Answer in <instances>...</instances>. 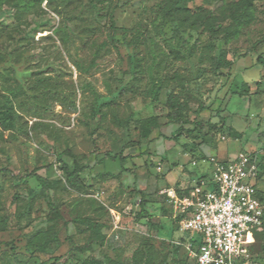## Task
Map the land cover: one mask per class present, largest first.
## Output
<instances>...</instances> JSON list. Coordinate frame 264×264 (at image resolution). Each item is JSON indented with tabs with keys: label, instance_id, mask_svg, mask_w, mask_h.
I'll list each match as a JSON object with an SVG mask.
<instances>
[{
	"label": "rangeland",
	"instance_id": "rangeland-1",
	"mask_svg": "<svg viewBox=\"0 0 264 264\" xmlns=\"http://www.w3.org/2000/svg\"><path fill=\"white\" fill-rule=\"evenodd\" d=\"M233 1L179 0L188 12L163 18L170 0H0V264H193L167 191L191 186L203 158L264 154V0L240 28ZM171 92L191 108L176 139ZM152 116L161 126L141 140ZM116 154L124 165L105 159ZM62 160L86 169L68 181ZM251 234L264 264V226Z\"/></svg>",
	"mask_w": 264,
	"mask_h": 264
},
{
	"label": "built area",
	"instance_id": "built-area-1",
	"mask_svg": "<svg viewBox=\"0 0 264 264\" xmlns=\"http://www.w3.org/2000/svg\"><path fill=\"white\" fill-rule=\"evenodd\" d=\"M200 162L207 166L188 195L167 191L173 216L180 218L178 231L188 236L189 257L195 264H261L249 248L251 232L264 226L259 156L240 151L224 161L208 157Z\"/></svg>",
	"mask_w": 264,
	"mask_h": 264
},
{
	"label": "trees",
	"instance_id": "trees-1",
	"mask_svg": "<svg viewBox=\"0 0 264 264\" xmlns=\"http://www.w3.org/2000/svg\"><path fill=\"white\" fill-rule=\"evenodd\" d=\"M39 2L43 0H37ZM132 1V0H130ZM148 1V0H146ZM22 6V4H20ZM229 12L231 19L233 20V23L235 27L240 28L249 25L253 19H254V8L252 4V0H234L231 4H229ZM17 7H20L17 5ZM172 12H180V13H187L188 9L185 5H180L179 0H170V4L167 8V10L163 13V18L168 17L169 14ZM207 28L208 30L212 33V35H217L216 29H215V23L214 21L208 19L207 20ZM218 59L222 58L221 53L218 54ZM259 63L261 65H264V59L260 56L258 59ZM231 63L224 62L223 67H230ZM182 82H184L182 80ZM154 89V97L156 101L159 100L158 95H159V90L156 88ZM184 90V88H182ZM124 90H121L117 96L124 94ZM165 107L168 109V113L164 116L167 119V123L172 124V125H179V129L176 134H174L172 137L173 138H178L182 134V127L185 124L190 123V114H191V108L189 104L182 98L181 93H176V92H171L167 95V99L165 102ZM7 121H14L13 115H8L6 118ZM160 116H152L148 117L142 120H139V136L141 140H146L149 139L152 132L156 129H158L161 124H160ZM130 120H127L125 122H119V125L123 128H129L130 126ZM225 128V125H222V129ZM235 138H239L236 135L233 136ZM259 167H260V173H259V181L262 182L264 179V154L259 155ZM105 159L111 160L112 162H119L121 165H124L126 163V157L123 156L122 154H116L114 156L111 155H106ZM61 163L63 164L62 169L64 174L67 177L68 181H71L73 178L78 177L81 173L85 171V167H78L76 166L73 170L70 169V167L62 160ZM24 178H36L40 182V186L42 187V193L46 194L49 193L51 190V185L50 182L47 181L46 179L42 178L41 176L37 175L36 172L28 174L24 176ZM259 182V183H260ZM191 190V186H187L185 188H178L176 189V192L180 195H188ZM258 196L260 200L264 203V191L258 190ZM146 200L144 197L141 198L140 200V211H139V216L140 217H145L144 215L146 214L145 210V205H146ZM172 211V209H171ZM173 214V211H172ZM180 218L174 219V222L178 225V221ZM78 224L86 226L88 229H91L94 234L97 237H100L102 240H104V236L101 234V229L98 224L93 222L92 220L89 219H79ZM177 231H178V226H177ZM57 238L55 236H50L47 238V240L43 241L38 238H34L28 243V249H34L37 252L44 253L47 251V247L51 242L55 241ZM188 242V236L185 235H180L179 236V243L181 246L184 248L186 243ZM197 244L198 241H195ZM264 252V249H263ZM189 257V255H188ZM56 261H59V258L55 259ZM190 260L195 264V261H193L191 258ZM91 264H98L96 261L92 260ZM115 264H121L119 262H116ZM150 264V263H149Z\"/></svg>",
	"mask_w": 264,
	"mask_h": 264
},
{
	"label": "crops",
	"instance_id": "crops-1",
	"mask_svg": "<svg viewBox=\"0 0 264 264\" xmlns=\"http://www.w3.org/2000/svg\"><path fill=\"white\" fill-rule=\"evenodd\" d=\"M185 188V187H184Z\"/></svg>",
	"mask_w": 264,
	"mask_h": 264
}]
</instances>
